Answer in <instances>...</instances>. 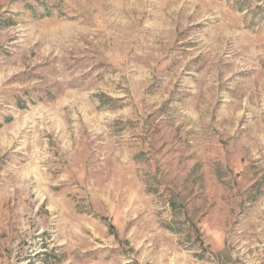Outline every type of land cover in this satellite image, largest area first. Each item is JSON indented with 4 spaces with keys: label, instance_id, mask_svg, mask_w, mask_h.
Segmentation results:
<instances>
[{
    "label": "rangeland",
    "instance_id": "1",
    "mask_svg": "<svg viewBox=\"0 0 264 264\" xmlns=\"http://www.w3.org/2000/svg\"><path fill=\"white\" fill-rule=\"evenodd\" d=\"M0 264H264V0H0Z\"/></svg>",
    "mask_w": 264,
    "mask_h": 264
},
{
    "label": "crops",
    "instance_id": "2",
    "mask_svg": "<svg viewBox=\"0 0 264 264\" xmlns=\"http://www.w3.org/2000/svg\"><path fill=\"white\" fill-rule=\"evenodd\" d=\"M67 91H69V93L71 92L72 94H74L75 91H76V88H74V89L73 88H68ZM91 182L92 181H90V183ZM92 185H93V182H92ZM147 194H148L147 198L148 199L149 198L152 199V201L153 200L157 201V200L160 199L161 201L166 202L167 205L172 201V198L170 197L171 195H169V194H167L165 192H162V191H160L159 193H154V192L143 193V197H144V195L146 196ZM114 199H115L114 197H112V198H109V197L103 198V200H105V202H107V203L114 202L115 201ZM108 206H109V204H108ZM113 207H114V203H112V205H110L108 208L113 211Z\"/></svg>",
    "mask_w": 264,
    "mask_h": 264
},
{
    "label": "trees",
    "instance_id": "3",
    "mask_svg": "<svg viewBox=\"0 0 264 264\" xmlns=\"http://www.w3.org/2000/svg\"><path fill=\"white\" fill-rule=\"evenodd\" d=\"M110 228H111V226H110Z\"/></svg>",
    "mask_w": 264,
    "mask_h": 264
}]
</instances>
